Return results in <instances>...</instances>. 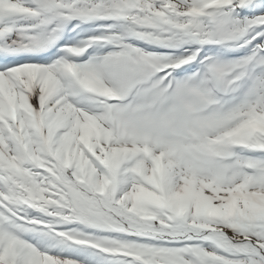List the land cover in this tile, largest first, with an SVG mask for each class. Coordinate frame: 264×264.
Segmentation results:
<instances>
[{
  "label": "snow or ice",
  "instance_id": "obj_1",
  "mask_svg": "<svg viewBox=\"0 0 264 264\" xmlns=\"http://www.w3.org/2000/svg\"><path fill=\"white\" fill-rule=\"evenodd\" d=\"M0 264H264V0H0Z\"/></svg>",
  "mask_w": 264,
  "mask_h": 264
}]
</instances>
